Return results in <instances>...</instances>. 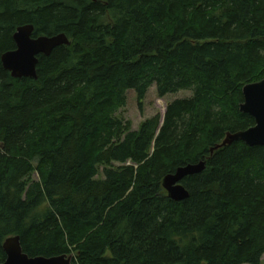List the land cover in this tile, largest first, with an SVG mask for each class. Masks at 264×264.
<instances>
[{
  "label": "trees",
  "instance_id": "16d2710c",
  "mask_svg": "<svg viewBox=\"0 0 264 264\" xmlns=\"http://www.w3.org/2000/svg\"><path fill=\"white\" fill-rule=\"evenodd\" d=\"M23 25L71 42L37 79L2 64ZM263 79L264 0H0V264L15 235L75 264H262L264 146L210 150L255 125ZM153 84L192 96L134 130L116 114ZM202 160L171 199L164 177Z\"/></svg>",
  "mask_w": 264,
  "mask_h": 264
},
{
  "label": "water",
  "instance_id": "95a60500",
  "mask_svg": "<svg viewBox=\"0 0 264 264\" xmlns=\"http://www.w3.org/2000/svg\"><path fill=\"white\" fill-rule=\"evenodd\" d=\"M34 30V25L19 26L14 34L16 49L4 53L1 57L4 68L14 78L37 79L39 55H50L56 47L71 44L65 33L34 37ZM243 95L244 101L240 105V110L253 117L255 125L247 130L229 132L222 143L211 148V154L238 140L251 147L264 146V79L245 85ZM206 166V161L202 160L195 164L181 166L175 173L166 175L162 185L168 196L175 201L187 199L190 193L184 186L183 180L203 172ZM3 248L7 258L2 264H75L73 255L68 254L30 257L24 252L19 235L8 237Z\"/></svg>",
  "mask_w": 264,
  "mask_h": 264
},
{
  "label": "rangeland",
  "instance_id": "374dc122",
  "mask_svg": "<svg viewBox=\"0 0 264 264\" xmlns=\"http://www.w3.org/2000/svg\"><path fill=\"white\" fill-rule=\"evenodd\" d=\"M191 96L192 91L181 90L176 93H171L164 97H160L157 92L156 84H153L143 101L142 109L140 108L135 91L130 90L127 93L126 106L120 109L116 115L131 121L133 129L138 130L141 123L157 114H160L163 118L165 116L166 108L169 102ZM34 177L36 178V176ZM262 264H264V257Z\"/></svg>",
  "mask_w": 264,
  "mask_h": 264
}]
</instances>
